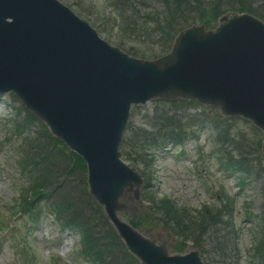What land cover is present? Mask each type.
Listing matches in <instances>:
<instances>
[{
    "label": "water",
    "instance_id": "1",
    "mask_svg": "<svg viewBox=\"0 0 264 264\" xmlns=\"http://www.w3.org/2000/svg\"><path fill=\"white\" fill-rule=\"evenodd\" d=\"M10 89L86 159L90 192L143 264H203L197 250L169 254L119 216L120 199H139L143 183L119 145L132 103L152 97L197 98L264 129V22L229 12L215 30L182 31L171 53L149 61L112 47L57 0H0V93Z\"/></svg>",
    "mask_w": 264,
    "mask_h": 264
},
{
    "label": "rangeland",
    "instance_id": "2",
    "mask_svg": "<svg viewBox=\"0 0 264 264\" xmlns=\"http://www.w3.org/2000/svg\"><path fill=\"white\" fill-rule=\"evenodd\" d=\"M61 1L77 15L88 20L103 38H107L114 45L119 44L128 50L129 48H135L138 51L145 52L148 57L159 54L158 51L167 46V38L173 34L177 27L180 28L182 24L191 21L188 19L195 17L197 14L200 15L196 6L180 5L179 10L181 11L182 21L187 19V22L178 20L181 18V16H178L171 18V27L160 25L163 28L158 32L152 30L146 32L145 26L140 25L137 20L134 24L132 22L123 24V27L127 29L124 31L119 29V23L115 22L120 17L118 16V11L111 9L109 0ZM145 1L146 5L144 6L147 8L143 9V14H148L158 25L160 22L166 23L165 19L168 17L160 13L162 11L160 7L161 0ZM164 1L171 11L178 7L176 0H162V2ZM204 1L208 3L209 7L205 12H202L201 22L213 27L217 24L218 17L216 15L220 12L228 11L226 6L231 0ZM244 1L246 0H234L233 2L242 4ZM256 1L262 3L263 0ZM171 11L166 14L173 13ZM177 15L175 14V16ZM176 20L179 22H176ZM113 22L116 27H109L108 33L105 32L107 24L109 25ZM149 28H154V26L146 29ZM139 34L142 35L141 38H139ZM198 107V104L197 107L189 108L180 103L172 106L168 101L153 100L133 108L130 117V129L144 130L140 133V136L143 137V142H141V138H138L135 144L140 152L136 154L132 151L133 159H139L138 157L142 153H147V142L152 140L150 136L152 134H154L155 139H159L157 140L158 142L165 141V143H169L172 138L176 137L175 135L189 133L187 135L189 136L190 132L198 131V137H187L184 140L185 143L183 142L184 144L175 148L170 147V151L166 154L156 153L157 156L150 159L151 166L146 167V163L134 161V168L140 172L145 170V183L151 179L155 184L154 190L157 189L159 205H161L160 199L163 198L175 200L179 208L178 220L181 222L184 232L187 229L198 230V241L200 244L203 243L202 246L204 248L211 250V253L207 254L208 256L211 255L212 259L220 260V255L225 257L229 253L228 259L231 260V254L234 255L235 253L236 257H240V264H260L261 262L264 264V236L262 230L259 229V219H256V215L258 216L261 213L264 203V166L260 148L263 132L241 117H225L219 108ZM0 108V177L6 178L3 188L0 190V210H4L11 218L12 224L17 226V220L13 219L12 216L14 212L12 207H15V201L20 190L28 185L29 182L23 177L22 172L17 167V147L11 137V128L8 125L7 118L13 117L17 122L21 123L23 119L21 111L24 113V110L19 100L7 94L0 96ZM165 118L170 120L169 125L163 122ZM27 120L37 125L42 134H44L43 128L38 122L31 121L28 116ZM26 126L27 124L24 123L21 127L25 129ZM129 134L128 132L125 137V149H128V151L133 143L129 139ZM146 137L147 141H145ZM16 140H19V137ZM180 141L182 140L180 139ZM240 151L243 153V157L247 153L244 160L246 164L243 166L236 164L239 161ZM182 153L186 154L183 155ZM222 156L225 158L227 156L230 157L235 165L242 168L240 173L246 176L247 185L241 188L235 175L229 176L220 168L218 160ZM125 162L132 165V161L128 158ZM198 170L201 172L199 173ZM84 171L82 165L77 166L72 176L73 180L80 178L78 174H84ZM211 171L212 174L210 173ZM246 171L251 175L247 174ZM219 183L224 184L227 190V197L231 199V202H222V208L217 211L220 204H216L217 201L213 198V191L219 189ZM205 203L207 205L210 203L208 211L206 214H200V209ZM159 205L156 202L154 205L151 202H144L145 210L148 207L149 209L141 213L142 216L138 220L141 223L140 226L148 225L150 220L148 212H152L159 221L167 222L164 215L167 213ZM164 205L168 210L169 204L164 203ZM224 207L230 209L233 207L235 209L234 221L231 223L229 220L227 227L226 223H224L226 227L224 229L223 223L220 225L218 223L217 227L222 229L221 234H215V231L221 232L218 229H215L214 234L208 233L207 230L204 231L205 216L215 220L220 218L224 221L226 220V217H221ZM43 211L40 224L32 227L34 232L31 234V240L35 243L34 247L37 252L35 264H55L52 262L53 254L60 257V261L57 264H74L72 259L79 248V235L71 232H60V227L55 220L54 214L46 208H43ZM248 216L252 217L249 219L247 218ZM125 217L127 220H132L133 214L126 213ZM97 220H100V218ZM89 223H94V228L97 229L99 235L101 233V237L103 236L104 239L109 240L111 243L121 246V244H118L120 241L117 236L112 240L108 235V227H103L102 223L97 224L96 220ZM232 228L237 229V237ZM89 231L94 232L93 229H89ZM158 233V230H156L146 234L156 237ZM222 234L226 237L225 244L228 249L226 252L215 248L218 243L216 237L220 238L219 236H222ZM58 236L60 238L59 241ZM161 238L163 240L166 238L163 237V233H161ZM165 242L169 244L170 240L166 239ZM262 243L263 254H259V248ZM236 244L239 247L237 250ZM254 244L257 245V250L253 249ZM222 247H225V245H222ZM117 253L121 254L127 264H137L124 251L123 253L120 251ZM208 256L205 255V258L208 260L207 263L210 264ZM0 264H21V259L14 250L13 241L9 235L0 238ZM214 264L219 263L214 262Z\"/></svg>",
    "mask_w": 264,
    "mask_h": 264
},
{
    "label": "trees",
    "instance_id": "3",
    "mask_svg": "<svg viewBox=\"0 0 264 264\" xmlns=\"http://www.w3.org/2000/svg\"><path fill=\"white\" fill-rule=\"evenodd\" d=\"M256 2H257L256 0H246V1H244V3L242 2V4H239V3L236 4V3L233 2V0H231V1H229V3L227 4L226 7L230 8V9L251 11V12L255 13L256 15H259L260 17L264 18V0L262 1V3H257L256 4ZM117 7L119 9H121L123 12L127 13V16H129V17H126L125 15H123L124 18H125V22L127 24H129L131 22L133 24L136 23L135 20H134V17L132 15L136 14L137 11L134 10V9H131L130 8V4H128L125 1V2H122V3H117ZM205 9H207V8H205ZM127 11H129L130 14ZM202 11H204V8L202 6H200V8H199L200 15L197 14L195 17H192L190 19H192V20H200L201 21V18L203 16ZM220 13H218V14H220ZM218 14L216 15V17L218 16ZM127 18H129V20ZM186 20L187 19H184L183 22H186ZM167 24L168 25L166 27H168V26L171 27V22H168ZM160 28L162 29L163 27H159V25H158L157 31H159ZM170 44L171 43H168V46H167L166 50L169 49ZM129 51H131V52H133V53L138 55L136 49H134V48H131ZM33 119H35V118L33 117ZM58 143H60V142H58ZM48 155H49V158H48L49 160H51L53 157H59L60 158V160L57 161V162H60V171H59V173H60L61 177L59 178V177L56 176L55 179H54V177L50 174L49 168L46 169L45 167H42L39 170L38 178L39 179L40 178L43 179V181L38 182L37 183L38 185H35L36 188L39 185H40V188L51 187V186H54V188H57L58 186L65 185V184L67 186L71 187V180L69 179V177L77 169V166L84 165L83 161L79 157H77V156H75L73 154L72 155L66 154L64 150L58 151L56 153L48 150ZM31 156L35 157L34 154H32ZM240 156L241 157L239 159V162L240 163H244V160H243V157H242V153H240ZM46 181H49L50 183L44 185L43 183H45ZM36 191L38 192L37 189H36ZM145 195H146L147 199H149V200H151L153 202V204L156 202V204L159 205L156 196L150 195L147 191L145 192ZM67 196L69 198L72 210H77V209L80 210V211L84 210V205H85L84 195L80 191H75L73 189L69 190L67 192ZM160 203H161V205H159V206L161 207V209L165 210V212L167 213V214H164L162 212V210L157 207V209H159L165 215V218H166V221H167L165 223L167 225H171V228L174 229L176 233L181 234V235L186 234V233H184V229L181 227V222L178 220L179 219V215H178L179 208H177V205L175 203H173L169 199H160ZM164 203H168L169 204L168 210H167V207L164 205ZM213 222L216 224L218 222V219L217 220L213 219ZM216 229L220 230L221 232L215 231V234L216 233L217 234H221L222 233V229L220 227H217ZM187 231H188V233L190 232V230H188V229H187ZM222 236H224V235L222 234ZM185 238L194 239V241H195L197 246H199V244H200L198 242V238H197L196 234H188V236L185 237ZM222 245H224V241L221 240V241H219L217 243L215 248L217 250H221L223 252L224 251V247H222ZM201 246H199V247L202 249ZM202 250L204 251V249H202ZM210 261L213 262L211 257H210ZM220 262H222V261L219 260V263Z\"/></svg>",
    "mask_w": 264,
    "mask_h": 264
},
{
    "label": "bare ground",
    "instance_id": "4",
    "mask_svg": "<svg viewBox=\"0 0 264 264\" xmlns=\"http://www.w3.org/2000/svg\"><path fill=\"white\" fill-rule=\"evenodd\" d=\"M73 16V15H72ZM115 26V25H114ZM118 26L120 27V26H123V24L121 25V23H119L118 24ZM116 27V26H115ZM65 38H68V37H65ZM98 54H99V51H97V50H95V49H93L92 50V52H90V55H96V56H98ZM174 74H176V73H173V75ZM189 78V77H188ZM179 101L180 100H182V97H178L177 98ZM186 107H189V105H186ZM190 108V107H189ZM245 108L246 109H249V110H253V108L251 107V106H249V105H246L245 106ZM0 111H1V108H0ZM253 111H255V110H253ZM238 115H240V116H242V115H244L243 114V112L242 113H239ZM39 124V123H38ZM40 125V124H39ZM35 127H36V129L38 130V131H40V128L37 126V125H35ZM128 132L129 133H133V132H135V130H124L123 131V134H122V140H121V142H120V145H119V151H121L122 149H123V147H125V144H126V140H125V137H126V135L128 134ZM20 134L22 135V136H25V137H27V133H26V131L24 130V129H20ZM246 156H247V153H246ZM245 156V157H246ZM145 174V171L144 172H141V175L143 176ZM2 186H4V179L3 178H0V190L3 188ZM190 216V215H189ZM147 238H149V239H151L150 237H147ZM166 248V247H165ZM168 251H169V254H171V248H166Z\"/></svg>",
    "mask_w": 264,
    "mask_h": 264
}]
</instances>
